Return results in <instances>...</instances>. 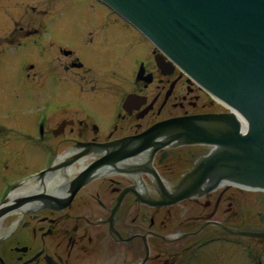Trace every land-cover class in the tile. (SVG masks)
I'll use <instances>...</instances> for the list:
<instances>
[{
    "label": "flooded vegetation",
    "instance_id": "1",
    "mask_svg": "<svg viewBox=\"0 0 264 264\" xmlns=\"http://www.w3.org/2000/svg\"><path fill=\"white\" fill-rule=\"evenodd\" d=\"M90 1L94 7L84 12L85 0H48L37 16L18 11L12 33L0 35V60L7 50L21 48L12 97L0 101V131L17 133L8 135L6 148L17 166H27L18 155L25 146L42 154L40 144L61 151L84 141L111 144L158 120L218 109L142 33ZM64 26L70 37L60 38L56 32ZM18 79L27 82V93ZM33 103L45 107L37 113ZM209 149L173 142L156 151L152 167L174 188ZM142 153L141 162L132 165L126 149L117 150L120 157L67 203L24 211L13 227L3 226L0 233L10 234L0 239V264H142V258L146 264H178L180 255L212 235L264 241L227 233H264V192L227 184L173 204L176 208L142 203L138 197L158 195L150 174L131 171L146 167L149 155ZM72 177H63L65 191ZM172 232L176 239L168 238Z\"/></svg>",
    "mask_w": 264,
    "mask_h": 264
},
{
    "label": "water",
    "instance_id": "2",
    "mask_svg": "<svg viewBox=\"0 0 264 264\" xmlns=\"http://www.w3.org/2000/svg\"><path fill=\"white\" fill-rule=\"evenodd\" d=\"M104 1L248 120L246 134L238 132L232 113L208 114L201 126L165 120L143 133L142 141L149 142L162 127L188 124L185 130L219 144L173 200L194 191L208 175L264 186V0Z\"/></svg>",
    "mask_w": 264,
    "mask_h": 264
},
{
    "label": "bare ground",
    "instance_id": "3",
    "mask_svg": "<svg viewBox=\"0 0 264 264\" xmlns=\"http://www.w3.org/2000/svg\"><path fill=\"white\" fill-rule=\"evenodd\" d=\"M0 2H7V0H0ZM23 7V6H22ZM21 7L18 6L16 4V7L14 9H12V13L13 14H17V12L19 11ZM2 12V11H1ZM27 12V11H26ZM64 24H67V21L64 22ZM12 27H14V24L12 22V19L5 16L3 13H0V35L1 34H6L8 32L12 33ZM68 27L64 26V31L68 30ZM21 50V48H19L17 51H13V50H7L5 52V54L3 55V58L0 60V63H4L6 66H0V101L5 102H10V99L12 97V94H10V83L12 82L13 84V73L15 71L16 68V64H17V57H18V52ZM20 67H18L17 70H19ZM14 90H16V87L14 88ZM27 94L25 95V102L28 103L27 100ZM31 97V96H30ZM231 111L234 113L235 117L240 120L243 124V127H245V121L244 119L241 117V115L234 109L231 108ZM56 132L59 134V129L56 128ZM134 135H127L124 138H128V139H132ZM143 136V134L138 133V137ZM128 140H123L124 144L127 142ZM84 143V145H87L86 143H89V141H84L82 142ZM33 150V151H32ZM35 149L34 147L31 146H25L24 152L21 155L20 152H18V155L21 157L22 160L26 161L27 165H29V162L31 161V159L34 158H41V154L38 153V150ZM31 151V152H30ZM41 151L45 152V155L47 157V159H49V163L51 162V160H54L53 163H57L58 162V166L57 169L54 170V173L51 174H47L44 177H38V178H27L24 181H22L20 184H18L15 188H13L6 196V198L4 199V203L2 205H0V231H1V223H2V219L3 217H5V213L8 211V209L5 210V208L9 207L10 202L13 203V201H16L17 203H23L22 205H20L16 212H24L27 210H34V209H38L39 207H45L48 206L49 203H54V202H58L60 204L63 203H67L69 200V196L68 195H64V193L62 192L63 187H65V185H63V176L64 174L68 175V176H76L75 171H78V166H83L84 165V157L79 159V163L77 165L74 164H70L68 161L64 160L63 158L68 156L71 153V149L65 150L64 152H62L61 150H58L56 147L52 146V145H42L41 147ZM29 154V158H28V153ZM40 152V151H39ZM150 155L153 158V153L149 152ZM33 162V161H31ZM30 162V164H31ZM53 164V166H54ZM30 166V165H29ZM35 169V168H34ZM87 182V180L83 177V178H79L77 183L80 184L81 186H84L85 183ZM231 184H235L234 182H231ZM166 187H170V184L168 182H165ZM239 186H241L240 184H237ZM247 186V185H244ZM250 188H253L252 186H248ZM71 188H67V193L72 196L73 193H70ZM31 195L37 196L32 198ZM18 198H26L25 200H20ZM59 207V206H58ZM173 208H176V205L172 206ZM13 212V211H11ZM144 212H147L146 209H144ZM10 213V212H9ZM7 213V214H9ZM136 218V216L134 217ZM103 239H108L110 240V238L107 235H103ZM172 239V238H171ZM146 240L148 241V237H146ZM212 242H209L207 244H204L202 246H200L198 249H203L204 247L211 245ZM119 245V244H118ZM228 245V244H226ZM214 253L210 254L214 257V260L210 261V262H215L216 259H224L227 258L228 256L231 258L232 263L231 264H242L241 262L236 261L235 256H237L239 254V252L237 250H214ZM221 253H223L224 255L222 256ZM240 255V254H239ZM194 258V257H193ZM204 257H200V258H196V260L192 261V258L189 261V264H196L198 261L203 260ZM214 264V263H213Z\"/></svg>",
    "mask_w": 264,
    "mask_h": 264
},
{
    "label": "rangeland",
    "instance_id": "4",
    "mask_svg": "<svg viewBox=\"0 0 264 264\" xmlns=\"http://www.w3.org/2000/svg\"><path fill=\"white\" fill-rule=\"evenodd\" d=\"M48 0H7V2H0V13H3L5 16L12 19V22L14 26L18 24V15L16 14L15 17L12 18L14 15L12 13V9L16 7L17 5H20L21 8L19 9V12L21 13H28L30 15L31 13H35L37 16L38 10L42 8H46V3ZM90 5L93 6L92 2L90 0H85V2L81 5L80 11L84 12L85 10L90 9ZM23 6V7H22ZM33 7V8H32ZM94 7V6H93ZM2 11V12H1ZM27 11V12H26ZM17 23H16V22ZM15 22V23H14ZM57 35L60 38L63 37H70L67 31H57ZM11 85V84H10ZM17 85L21 90H23L25 93L28 92L29 86L27 82L18 79ZM34 104V103H33ZM38 107L36 108V112L39 113L44 107V104H34ZM7 133L4 131H0V201L3 199L4 195L7 193V191L17 184L21 179L28 176L29 173L34 171V168L42 167L47 164V157L45 155V152H42L41 158H34L31 159V164L29 162V165L27 167L21 168L20 166H17V161H13L10 156L11 154L6 153L7 147L9 145L8 135H15L17 136L16 130L11 129V131L6 130ZM15 159V158H14ZM13 162V163H12ZM20 164V163H19ZM19 214V213H18ZM17 213L8 214L5 217H3V225L1 228L7 224H10V222L18 215ZM21 216L18 219H21ZM15 225V224H14ZM10 232L6 233H0V239L6 235L8 237ZM5 237V238H6ZM221 240L218 241H212L211 245H208L204 247L203 249H196L192 256V261L196 260V258L200 257H209L212 256L210 254L214 253L213 251L216 250H237L239 254L235 256L236 261L241 262L242 264H264V243H260L258 246H256L253 243L247 242L244 238H238L235 236H228L220 238ZM5 241V240H3ZM228 244V245H226ZM3 245V244H2ZM194 257V258H193ZM201 262H198L200 264ZM206 264H213V262H210L209 260H205ZM193 264V262H192ZM204 264V263H202ZM217 264H226L224 261L217 262Z\"/></svg>",
    "mask_w": 264,
    "mask_h": 264
}]
</instances>
